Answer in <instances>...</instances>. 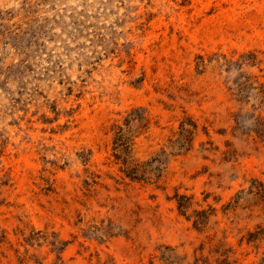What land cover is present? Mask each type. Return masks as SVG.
<instances>
[{
	"label": "rangeland",
	"instance_id": "1",
	"mask_svg": "<svg viewBox=\"0 0 264 264\" xmlns=\"http://www.w3.org/2000/svg\"><path fill=\"white\" fill-rule=\"evenodd\" d=\"M0 264H264V0H0Z\"/></svg>",
	"mask_w": 264,
	"mask_h": 264
}]
</instances>
